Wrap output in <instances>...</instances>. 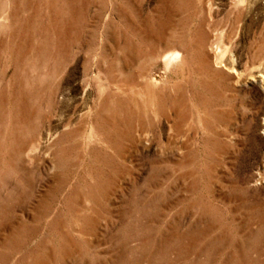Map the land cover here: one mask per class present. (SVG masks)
<instances>
[{
    "label": "rangeland",
    "instance_id": "374dc122",
    "mask_svg": "<svg viewBox=\"0 0 264 264\" xmlns=\"http://www.w3.org/2000/svg\"><path fill=\"white\" fill-rule=\"evenodd\" d=\"M0 264H264V0H0Z\"/></svg>",
    "mask_w": 264,
    "mask_h": 264
}]
</instances>
